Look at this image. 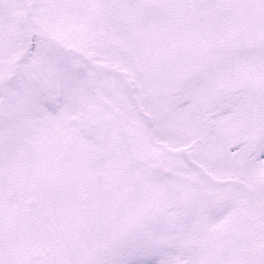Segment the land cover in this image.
<instances>
[{"label": "snow or ice", "instance_id": "snow-or-ice-1", "mask_svg": "<svg viewBox=\"0 0 264 264\" xmlns=\"http://www.w3.org/2000/svg\"><path fill=\"white\" fill-rule=\"evenodd\" d=\"M0 264H264V0H0Z\"/></svg>", "mask_w": 264, "mask_h": 264}]
</instances>
